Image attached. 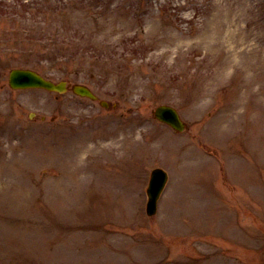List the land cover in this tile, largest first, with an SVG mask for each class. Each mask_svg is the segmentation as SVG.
Wrapping results in <instances>:
<instances>
[{
    "label": "rangeland",
    "instance_id": "rangeland-1",
    "mask_svg": "<svg viewBox=\"0 0 264 264\" xmlns=\"http://www.w3.org/2000/svg\"><path fill=\"white\" fill-rule=\"evenodd\" d=\"M0 264H264V0H0Z\"/></svg>",
    "mask_w": 264,
    "mask_h": 264
},
{
    "label": "water",
    "instance_id": "water-1",
    "mask_svg": "<svg viewBox=\"0 0 264 264\" xmlns=\"http://www.w3.org/2000/svg\"><path fill=\"white\" fill-rule=\"evenodd\" d=\"M10 84L13 88H28V87H43L52 91L64 92L66 91V81L55 83L46 79L36 71L31 69L15 68L10 72ZM75 92L96 98L91 89L85 85L77 84L74 87ZM156 116L161 120L170 123L178 130L185 128V123L181 120L177 110L168 105H161L156 109ZM167 174L161 168H156L152 172V178L149 186V201L147 205V212L154 214L157 211V201L159 195L166 183Z\"/></svg>",
    "mask_w": 264,
    "mask_h": 264
}]
</instances>
